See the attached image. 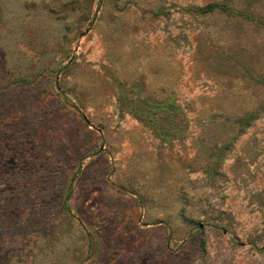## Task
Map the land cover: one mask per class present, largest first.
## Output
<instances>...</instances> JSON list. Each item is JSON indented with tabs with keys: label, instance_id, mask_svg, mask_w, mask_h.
Here are the masks:
<instances>
[{
	"label": "rangeland",
	"instance_id": "374dc122",
	"mask_svg": "<svg viewBox=\"0 0 264 264\" xmlns=\"http://www.w3.org/2000/svg\"><path fill=\"white\" fill-rule=\"evenodd\" d=\"M263 18L0 0V264H264Z\"/></svg>",
	"mask_w": 264,
	"mask_h": 264
},
{
	"label": "trees",
	"instance_id": "16d2710c",
	"mask_svg": "<svg viewBox=\"0 0 264 264\" xmlns=\"http://www.w3.org/2000/svg\"><path fill=\"white\" fill-rule=\"evenodd\" d=\"M192 10L198 13H207L214 10H226V6L221 2H209L201 6H194L192 7ZM247 122L244 124H247Z\"/></svg>",
	"mask_w": 264,
	"mask_h": 264
}]
</instances>
